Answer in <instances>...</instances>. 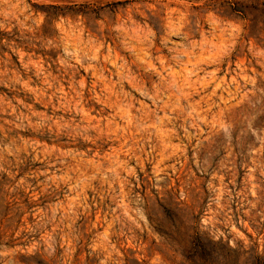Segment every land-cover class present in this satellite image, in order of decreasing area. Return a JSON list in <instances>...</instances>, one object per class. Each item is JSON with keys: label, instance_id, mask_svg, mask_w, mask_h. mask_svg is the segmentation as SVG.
I'll return each mask as SVG.
<instances>
[{"label": "rangeland", "instance_id": "rangeland-1", "mask_svg": "<svg viewBox=\"0 0 264 264\" xmlns=\"http://www.w3.org/2000/svg\"><path fill=\"white\" fill-rule=\"evenodd\" d=\"M0 264H264V0H0Z\"/></svg>", "mask_w": 264, "mask_h": 264}]
</instances>
